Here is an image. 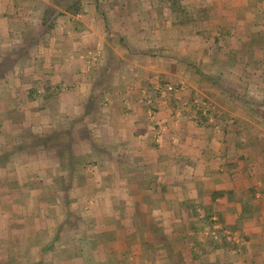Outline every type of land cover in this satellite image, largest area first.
<instances>
[{"label":"crops","instance_id":"crops-1","mask_svg":"<svg viewBox=\"0 0 264 264\" xmlns=\"http://www.w3.org/2000/svg\"><path fill=\"white\" fill-rule=\"evenodd\" d=\"M111 1L116 0H104ZM123 1L129 11L119 14ZM207 1L181 4L219 17L217 4L207 9ZM119 4L118 24L134 7L158 28L148 33L154 37L131 33L139 48L125 42L123 28L118 35L102 28L100 35L111 41L115 54L147 59L156 39L167 37L173 48L161 49L167 57L159 60L164 67L158 83L119 81V108L109 103L102 113L85 115L88 109L76 94L66 105L61 97V107L52 106L51 113L40 99L29 102L33 79L47 87L40 75L35 78L34 63L25 64L24 28L42 22L39 10L24 1L0 0V103L5 105L0 108V264H264V120L247 113L248 107L243 111L233 97L241 112L221 111L228 97L202 94L191 74L180 72L186 69L174 57L190 61L203 49L201 33L179 26L196 22L193 10L177 19L166 16L173 11L168 0ZM228 4L221 0L218 9ZM147 39L154 41L147 42L150 47ZM196 43L198 49L189 48ZM143 62L136 66L144 77L154 76ZM203 63L208 73L211 66ZM238 63L229 71L240 69ZM51 79L61 82L57 75ZM171 80L174 93H159ZM159 95L168 98L156 107ZM194 98L204 105L194 106ZM82 118L86 122L80 123ZM30 165L41 169L29 171Z\"/></svg>","mask_w":264,"mask_h":264},{"label":"rangeland","instance_id":"rangeland-1","mask_svg":"<svg viewBox=\"0 0 264 264\" xmlns=\"http://www.w3.org/2000/svg\"><path fill=\"white\" fill-rule=\"evenodd\" d=\"M20 1H24V3H27L29 6L36 5V7H38L40 16H42H39V20L42 22H39L38 24H33L31 22L25 25V39L23 41L24 44L28 45V47L27 49L24 47L23 51L26 49L29 58L25 64L28 65L29 62L30 64L34 63L33 66L35 67V70H37L35 71L37 74L35 78L37 79V77L40 75L41 79H45L47 81V87H45L43 86V81L38 80L37 83H33V79L31 81L33 87L31 86L30 88H27L26 93L28 94L27 97L29 98V102L31 101L30 99L33 98V100L40 99L41 102L43 101L46 103L44 108L45 113H51L48 112V110L52 111L51 109H53V107H59L61 105V97L65 96V102L62 105L69 103V99L72 97L71 94H76L78 96L79 105H83L84 107L86 106L88 110L85 109L87 110L85 115H91L97 112L102 113L103 111L107 110V105H109V103L111 104L109 106L115 110L116 107L119 108V81H121V84H124L123 82L130 84L138 80L141 85H155L159 82V78L157 76L161 74L159 71H161L164 67L160 64L159 60L166 58L162 57L163 55L161 56V49H164V47L168 49L173 48V41L167 40L169 39L168 37L166 40L155 38L157 40L155 42L151 39L144 41L147 46L149 45L148 47H150L152 43L148 44L147 42L155 43L153 44V51H155L154 54L157 56L153 54V56L147 59L134 57V60H131L126 54L122 53V51L116 52L115 54V47L111 41L107 42L106 39L100 35L102 28L112 31L113 33L115 32L117 35L119 30H122L123 28L124 33L129 38L126 39V41H129L128 45L135 48L140 47L139 38L135 34H131L135 33L133 29L135 24H130V29L127 30L126 28L128 27L130 21V19L127 17H124L125 23H117V15L115 14V11L118 8L119 0L111 1L109 4H106L104 0H82L84 3L82 4L80 12L77 14H73L68 10V7L74 2V0ZM212 3L216 8L215 4L219 5L220 1L208 0L207 3H205L206 8H211L207 4ZM132 5L134 6V4ZM127 10L129 11V8H127ZM130 10L131 12L140 11V9L136 10L134 7L130 8ZM153 11L155 10L153 9ZM156 15H158V11L156 12ZM202 17L196 19L194 24H190V22H187L188 20H186L179 26H188V28H192L193 32L199 33L202 31L203 27L205 28L206 26L204 22L209 21L211 17H213L212 19L215 21L220 20L219 17L215 15L212 16L210 13L206 18ZM30 19H33V21L36 20L34 13ZM160 19L163 20V18ZM167 26L169 27L170 25L167 24ZM183 31L186 32L187 30L183 28ZM146 35L154 37L148 33L143 34L145 37ZM174 35L178 39L180 38V34L177 33V31L174 32ZM113 37H115V35H109V38ZM21 40L17 41L19 45H22ZM146 45H142V47L145 48ZM199 47L200 45L197 43L194 45H189L190 49H198ZM85 51L89 52L82 55V52ZM142 59L144 62L146 60L145 64L149 66L148 71H156V73L153 74L154 76H149L148 78L144 77L145 71L143 72L142 69L139 70V67L136 66L137 63H140ZM162 63L164 64L165 62L162 61ZM207 64H210V62ZM118 65L119 74L115 73ZM210 66L211 67L207 71L210 72L214 77L219 78L218 72L220 70L211 64ZM235 68L236 69L231 70V72L229 70L224 71L223 76L220 78L222 85L226 86L227 88L225 89L226 91H224L225 93L221 92L219 96L228 97L225 98L227 101L225 102L221 111L231 114L234 112H241V110H239L237 105L233 102L232 96L230 95V89H233L231 88V85L234 84L233 82H237V85H239L242 89L245 87L243 83H238L237 78L239 74L237 71L239 69H237L238 67ZM185 71H183L181 68L180 72H182L184 76L188 77V71ZM55 75L60 78V83L58 82L56 84V80H54V82L52 81L51 77ZM140 76H142V78L144 77V79H142ZM171 77L174 78L175 76ZM188 78L192 79V77ZM231 82L232 84L230 85L229 83ZM174 83L175 82L171 80V82L168 84L173 86ZM69 84H71V86H69ZM68 86L71 87V89H68ZM151 93L154 94L153 91H151ZM216 93L218 94V92ZM246 95L247 96L245 99H249L251 97L253 98L254 102L261 104V102H264V87L261 85V87L259 86L255 89L251 86ZM154 96L155 95H153V97ZM157 97L158 96L155 97V102H157V104L155 103L156 107L159 105V103H164V100L168 98L165 95L162 96L163 98H160V95L159 98ZM197 98L193 99V105L194 101L200 102ZM246 102L248 104L249 101ZM257 104L255 103V105ZM241 107L243 111L246 110L245 108H247L245 105H242ZM0 108L5 109V105H1L0 103ZM62 108L64 107L62 106ZM34 111L35 108H33V112ZM246 112H250V107L247 108ZM54 113L56 114L57 112ZM81 121L80 123L86 122L84 121V118H82ZM258 126L263 127L262 124H258ZM80 155H83V153H80ZM88 157H90V154L86 155V158ZM32 167H34V165L29 166V171L33 170L34 172H37L39 168L41 169V167H35V169Z\"/></svg>","mask_w":264,"mask_h":264},{"label":"trees","instance_id":"trees-1","mask_svg":"<svg viewBox=\"0 0 264 264\" xmlns=\"http://www.w3.org/2000/svg\"><path fill=\"white\" fill-rule=\"evenodd\" d=\"M227 1L229 4L226 9H218L219 5H217L216 11L220 20L207 21L205 28L203 27L202 29L203 31L198 33H201L200 43L203 46L200 52L201 56L199 58L191 57L190 61H185L182 57L177 58V56L174 58L177 64L185 67L191 74L192 79L198 86V90L204 95H206L205 92L208 90L218 92V94L221 92L225 93L224 91L226 90L222 82H220V78L223 76L224 71L229 70L234 64L239 62L240 69L238 70L239 76L237 80L238 83H243L245 87L242 89L237 85V82H233L234 87L230 95L236 102H240L248 108L250 107L252 114L258 115L264 120V102L261 105H255L253 98L244 99L251 86L255 89L259 86L261 87V85L264 87V7L262 3L259 7L258 5L256 6V3L251 6L247 3L248 1L244 0ZM168 2L169 8L172 7L173 9L172 11L170 8V11L167 14L165 13L169 18L173 16L181 19L182 15L180 13L188 11L187 9L193 10V21L200 16L206 18L208 15L206 9H203V7L197 8L192 3H187L185 10L182 8L181 0H168ZM83 3L82 0H74L68 10L73 14H77L80 12ZM125 6L124 1L119 4V14L126 12L127 7ZM209 12L211 13V10ZM128 17L130 21L126 29H130V24H135V27H133L135 33L146 34L158 28L157 26L153 27L148 22L149 16L145 14L131 12ZM160 27L164 28V24L161 23ZM119 41L121 42V40ZM125 42L129 43L126 40ZM202 56L203 59L220 70L218 72L219 78L203 70ZM162 57L167 56L163 55ZM231 61L234 64L231 65ZM37 80H40V78ZM246 101H249V104Z\"/></svg>","mask_w":264,"mask_h":264},{"label":"built area","instance_id":"built-area-1","mask_svg":"<svg viewBox=\"0 0 264 264\" xmlns=\"http://www.w3.org/2000/svg\"><path fill=\"white\" fill-rule=\"evenodd\" d=\"M159 93H174L175 89L171 86V85H166L164 87H161V89H157ZM204 105L203 103L201 102H198V101H194V106L198 107L200 105Z\"/></svg>","mask_w":264,"mask_h":264}]
</instances>
